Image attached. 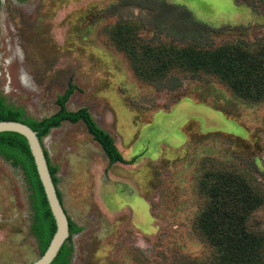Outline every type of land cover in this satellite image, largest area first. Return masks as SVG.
Returning <instances> with one entry per match:
<instances>
[{
	"label": "rangeland",
	"instance_id": "1",
	"mask_svg": "<svg viewBox=\"0 0 264 264\" xmlns=\"http://www.w3.org/2000/svg\"><path fill=\"white\" fill-rule=\"evenodd\" d=\"M120 1L0 0V100L39 120L70 89L65 108H85L125 160L107 165L83 121L42 136L79 228L66 242L68 264H202L198 176L235 168L264 195V98L250 101L203 65L186 66L188 43L147 9L114 8ZM162 1L216 30L208 59L264 45L262 0ZM31 216L22 170L0 155V264L40 255ZM250 223L264 226V204Z\"/></svg>",
	"mask_w": 264,
	"mask_h": 264
},
{
	"label": "trees",
	"instance_id": "2",
	"mask_svg": "<svg viewBox=\"0 0 264 264\" xmlns=\"http://www.w3.org/2000/svg\"><path fill=\"white\" fill-rule=\"evenodd\" d=\"M132 4L150 11L153 23L162 25L168 31L166 35L172 37L173 41L180 37V40L188 43V54L182 59L186 66L199 68L203 65L207 71L215 73L221 81L250 101L264 98V45L257 51L239 47L231 50V55L225 58L208 59L205 50L212 48V35L216 30L194 19L186 8L162 0H121L113 6ZM161 27L159 30L163 31ZM179 59L175 56L173 61ZM69 93L70 89L59 98L60 107L56 113L39 120L25 117L20 108L8 106L0 100V120H21L36 130L40 139L51 127L58 126L62 121H83L93 138L102 145L110 161L124 162L111 137L93 121L85 108L76 111L65 108L64 102ZM0 155L13 166L19 167L28 183L31 230L42 253L54 232L55 223L25 138L15 132H0ZM48 165L56 184L55 168L49 162ZM197 186L203 202L196 225L209 247V255L202 264H264V226L260 228L250 223L253 213L264 204L260 189L252 185L242 171L215 166L202 169ZM69 230L70 236L79 230L70 218ZM66 242L50 264H68L72 247L67 246Z\"/></svg>",
	"mask_w": 264,
	"mask_h": 264
},
{
	"label": "water",
	"instance_id": "3",
	"mask_svg": "<svg viewBox=\"0 0 264 264\" xmlns=\"http://www.w3.org/2000/svg\"><path fill=\"white\" fill-rule=\"evenodd\" d=\"M0 132H15L22 135L29 147L35 169L43 188L46 201L53 216L55 229L45 250L30 264H50L61 246L70 236L69 216L52 179L45 147L36 130L21 120H0Z\"/></svg>",
	"mask_w": 264,
	"mask_h": 264
},
{
	"label": "flooded vegetation",
	"instance_id": "4",
	"mask_svg": "<svg viewBox=\"0 0 264 264\" xmlns=\"http://www.w3.org/2000/svg\"><path fill=\"white\" fill-rule=\"evenodd\" d=\"M18 1H24V0H18ZM54 114V113H53ZM52 115V114H51ZM51 115H49V116H51ZM47 117V116H46ZM43 118V117H42ZM41 118V119H42ZM89 134L92 136V138H93V135L89 132ZM93 140L97 143V145H98V147H99V149H100V151H101V153L106 157V159H107V165H114V164H117L118 162H121V161H110V159H109V157H108V155L106 154V152L104 151V149H103V147H102V145L97 141V140H95L94 138H93ZM57 186V185H56ZM57 190H58V188H57ZM59 191V190H58ZM61 196V195H60Z\"/></svg>",
	"mask_w": 264,
	"mask_h": 264
},
{
	"label": "bare ground",
	"instance_id": "5",
	"mask_svg": "<svg viewBox=\"0 0 264 264\" xmlns=\"http://www.w3.org/2000/svg\"><path fill=\"white\" fill-rule=\"evenodd\" d=\"M14 54V53H13Z\"/></svg>",
	"mask_w": 264,
	"mask_h": 264
}]
</instances>
